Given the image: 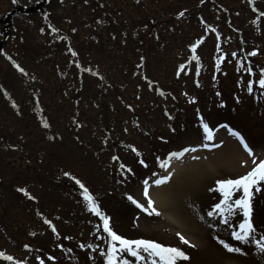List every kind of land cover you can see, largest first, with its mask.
<instances>
[{
  "label": "rangeland",
  "instance_id": "obj_1",
  "mask_svg": "<svg viewBox=\"0 0 264 264\" xmlns=\"http://www.w3.org/2000/svg\"><path fill=\"white\" fill-rule=\"evenodd\" d=\"M18 1L22 8L45 2ZM95 1L50 0V4L41 12L34 15L17 13L7 19L6 15L15 9L14 0H0V253L13 257L12 260H7L0 256V264H16L17 261L21 264H107L110 237L103 230V220L89 209L82 194L83 189L69 176L61 180H58L60 178L57 176L54 181L48 183L44 178L47 174L69 172L77 176L91 188L93 193H90L100 210L110 217V226L115 232L127 239H141L142 235L139 234H142V229L139 222L153 225L152 222H158L159 218H156L158 216L155 214L149 216L137 208L128 196L147 207L149 193L156 186H168L172 176L185 168L188 162L199 160L207 163L209 170L196 191L191 192L192 204L199 219L197 225L201 227L200 238L196 239L195 245H188L180 240L184 246L182 250L189 258L178 260L176 264H264V254L259 252L254 243L245 244L231 236L233 228L239 230V224L244 219L241 210L234 209L231 214L225 213L227 224L223 222L219 212L214 216L207 215L216 203L224 199L223 193L216 186L217 180L238 178L250 171L260 160H264V88L259 85V79L252 75L253 71L255 75L259 74L261 69L264 71V64L257 62L253 68L248 66L238 39L233 42L225 37L229 35L225 25L220 28L223 37L221 40L209 33L208 28L210 22L216 27L215 4L222 2L232 7V17H235L239 27L243 28L247 16L243 9L242 15L241 10L239 11L242 8L241 0H215L213 4L210 0H173L170 6L167 2V10H173L174 7L178 9L174 13L171 10L173 19L177 13L184 12L186 15L179 23H166L160 27L161 41L157 44V50L164 51L165 59H171L166 64L169 74H160L159 66L148 62L147 66L155 72L152 73V80L159 82L158 86L152 88L153 91L142 81L135 82V77L128 85L119 82L117 89L121 86L129 88L130 92H136L140 85L144 91L141 92L144 100H134V104L130 101L132 108L129 113L124 110L123 104L117 102L116 107L120 108L123 117L113 120L116 123V131L111 130V135L102 136L100 141L96 136L92 138L91 132H85L83 128L76 131L70 121L61 124L58 122L65 111L70 114V107L78 105L69 97V92L72 91L70 82H61V75L58 74L61 67L64 71L72 67L68 62V55L64 54L68 49L65 45L52 46V37L46 36L50 33L46 31V21L60 23L70 18L74 25L72 30L76 33L67 31L75 42L80 40L85 28L81 23L82 19H74L71 13L79 10L77 6H93ZM106 1L98 0L103 3ZM148 1L151 4L148 8L152 9L150 11L134 10L135 7L131 9L128 3L121 8L127 15L131 13L132 22H139L140 19L143 23L148 15L156 17L158 8L162 7L152 6L153 1ZM85 12L86 10L83 13ZM6 19L12 21L8 26L3 23ZM62 28V31L68 29ZM184 30L185 34H181L175 42V32ZM248 31L254 35L258 28H248ZM5 32L10 33L6 39L3 35ZM100 36L96 35L91 48L88 47L86 51H92L95 58H100L101 63V59H105L109 52L113 54L115 48L106 51L103 47L100 48L103 42L109 41ZM204 36L207 40L199 47V61L191 64L192 69L189 76L187 75L189 79L183 75V83H175L174 73L178 59L174 53L171 55V44L175 50L179 47L185 48L188 43ZM99 42L102 44L99 45ZM136 46L132 48L135 50ZM45 54L47 57L43 56ZM261 55L263 56L260 58L263 57L264 60V49ZM134 61L126 56L122 60L124 65L131 63L133 68L137 65ZM51 65H54L53 68ZM97 66V71L101 72L102 63ZM117 66L118 63L112 64L114 69ZM74 74V77L80 76L78 73ZM250 82L253 89L251 93L248 91ZM99 85L100 82L83 77L80 89L83 90L85 98L90 95L86 92L85 96L86 89H92L95 95L99 96L100 89H104ZM94 89L98 91L95 92ZM66 97L69 100H66ZM63 100L69 103H64ZM38 102L43 105L35 106ZM80 103L84 104V99ZM43 114L47 115V124L51 126L49 130H42L40 139L53 144L51 148L45 149L50 159L54 154L55 160L51 162L47 156L43 157L44 169L40 168L30 174L20 164L23 157L19 154L20 151L11 153L14 148L9 144L18 142L29 147L38 142L33 139L29 125L35 122V118L37 122H41ZM203 123L213 129V140H205ZM229 129L238 130L243 135L252 149V155H249L240 141H236L237 137L231 135ZM105 137L108 141L105 146L107 149L104 147L98 154L88 152L90 148H86L84 143L88 142L85 138L99 146ZM205 143L219 146H200ZM88 146L90 147L89 144ZM184 148H194L195 151L189 150L182 157L169 159L170 153L179 152ZM228 154L233 155L234 160L229 158ZM141 160L144 161L143 164L140 163ZM162 164L166 166H161ZM224 165L230 167V171L226 170ZM169 174L171 177L165 183H154L156 179ZM145 180L148 181V197L143 194ZM25 185L28 194L17 193L16 187L18 189ZM172 187L173 184L168 191H172ZM252 192L251 218L257 229L253 238L260 239L264 236V182L260 183L259 191L253 186ZM242 196V189L233 192L229 202L232 203ZM49 221L51 223H48ZM158 238L161 239L157 232H145L143 237L165 246H172L166 239L160 241ZM220 240L242 248V252H229L219 243ZM141 254L146 257L143 261H138L129 253L122 255L131 264H153L152 258H147V253ZM155 259L156 264H159V258Z\"/></svg>",
  "mask_w": 264,
  "mask_h": 264
},
{
  "label": "trees",
  "instance_id": "obj_2",
  "mask_svg": "<svg viewBox=\"0 0 264 264\" xmlns=\"http://www.w3.org/2000/svg\"><path fill=\"white\" fill-rule=\"evenodd\" d=\"M106 2H108L109 4ZM106 2L103 3V2H98V0H96L94 5L92 6L93 8L88 6V8H86L87 10L85 13H83L82 10L79 9L78 12H76L75 14L78 17H80L82 20H84V23L91 24L89 27H86L87 37L90 35V33L94 32V28L96 30V28L99 29V27H101L102 30H100V33L97 34L103 36V39L106 38L105 40H109V41H107L106 43L103 42V44L101 43L102 41L99 42V45L102 44L100 48L103 47L105 51L106 49L111 50L115 48L113 54L109 52L107 53L105 59L103 58L101 59V63L103 66L102 68L105 70H102L101 68L100 69L101 72H99L98 74L88 73L86 75V78L89 77L91 80L97 83L100 82L99 87L102 85L104 88L103 90L102 88L100 89L101 94L98 96L95 95L92 89L89 90L86 89V91L84 92L85 96L87 93L88 95L90 93V95L88 97L86 96L85 98L83 96L84 95L83 90L80 89V83L82 82V77L81 76H79L78 78L77 76L74 77L75 75L74 73L77 74V72L70 70L71 67H69L67 71H61V69H59V71L61 72L58 73L61 75L59 77L61 78V82L64 81H67L68 83L70 82L72 86V91L69 92V97L72 101L75 102L76 105H78L76 107L73 106L74 108H72V106L70 107L71 110L70 114L67 111H65L64 115H62L61 120H59L58 122L61 124V122L70 120L71 124L72 125L74 124V128L76 129V131H80L83 128L85 132H91L90 136L92 138H94V136H96V138L98 137L99 141L102 136H105L106 134H108V136L111 135L109 134L111 130L116 131L115 130L116 123L113 120L116 119L117 117L120 118L122 114L120 108L116 107L117 102L123 104L125 108L124 110L127 113H129L131 112L130 110L132 108L131 104H129L130 101H132V103L134 104L136 100L137 101L141 99L144 100V96L142 95L144 91L141 90L142 88L139 87L140 85H138L139 90L138 89L135 90L137 92L136 93V92H130L128 91L129 88L126 89L121 86L119 87L120 89H117L118 83L123 82L124 84L128 85V83L133 77H135L134 80L137 81L138 80L141 81L140 79H142L143 81L150 80L151 82H153L152 73L155 72L154 70H152L150 67L147 66L148 62L152 63L153 65H158L161 70L159 71L160 74L167 76V74L169 73L166 69V64L171 61L169 57H166V59L164 58V54H163L164 51L157 50V44H159V42L161 41L159 35L161 31L160 30L161 26L156 24V22H151L150 19L144 20L143 23L132 22V20L130 19L131 16L130 12L129 15H127L126 12H124L123 14L122 11H119V13H121V16L115 12L113 14L110 13L114 8L122 9L121 6L124 7L125 3L131 5L130 6L131 9L135 7L134 10L141 8V5L136 6L134 4L135 0H119V2H116L115 0L113 2L107 0ZM240 2L242 3L241 9H243L244 12H246V16H247V22H246L247 24L243 28L240 27L241 30L237 29L236 27L238 23L235 20V17H232L231 6L223 5L218 7V11L216 10V14L219 17V21L223 17H225L226 21L228 22L229 29L231 30L235 29V31L237 32L240 31L243 33V39H242L243 46L249 45L247 40H252V43L257 46L255 47L257 48L256 50L260 51L259 55H255L254 58L259 59L260 64H262L264 60L262 59L263 57L260 58V56H263L261 55V51L262 49H264L263 48L264 47V30H263L264 0H241ZM158 4L159 2L153 1L152 6H158ZM148 6L150 5L147 6L142 5V11L148 10ZM109 14L112 17H109L108 16ZM242 14L243 13H241V15ZM106 20L108 21L110 20L112 26L110 25L104 26L103 24H105ZM252 22H256L254 26L256 28H259L257 35L250 34V32L248 31V27H249L248 25L251 24ZM138 25H140L139 31L137 30L136 33H133L132 29H134L135 26ZM111 33H114V35L111 36ZM87 37L83 38L81 41V44H84L82 49H77L80 55L84 51V49L86 50L88 47L91 48L92 46L89 41L90 37L89 38ZM156 37L157 39L154 41ZM111 38H115V40L116 39L117 40L114 41ZM133 46H136L135 50L132 48ZM170 52L171 55L173 56L174 51L173 52L170 51ZM88 54L89 56L87 59L86 58L84 60L80 58L78 59L79 66L78 67L75 66L76 68H79L81 71H84L87 70L91 65L94 67V69H96L97 65L101 64L100 58L98 56L97 58H95V55L92 54V51H88ZM245 54L248 60L250 59V62L253 63L251 61V59H253V55H251L247 50ZM77 55L76 56L72 55L73 61L75 60V57H77ZM125 56L128 58L129 57L132 58V61L135 60L134 63H137V65L134 68L129 62H127V64L124 65L122 60L124 59ZM136 56L137 59H135ZM82 62H84V64H87V66L82 64ZM114 62L118 63V66L115 69L112 68V64ZM159 63H161L162 65H159ZM151 82H148V84L150 85ZM94 90L95 92L98 91V89H94ZM65 99L69 100L68 97H66ZM82 99H84V104L80 103ZM66 100L65 101L63 100L64 103L65 102L69 103ZM36 122L37 121L35 119V122L34 123L31 122L29 127L32 131L33 139L38 142L34 144L32 143L31 146L29 147H25L16 142L10 144V146L14 148L13 150L11 149L12 151L11 153L17 150L20 151L19 154H22L23 156L20 161V164L21 166L25 167L30 174H34L33 172L40 168L44 169L45 161L42 158L43 157L45 158V156H47L46 153L48 152L47 149H45V147L51 148V146L53 145L51 144V142L43 141V139L42 140L40 139L41 138L40 134L42 130L45 131L48 130V128L51 125L47 124V122L44 121L37 123ZM84 140L88 142V143H84L86 144V148H90V151L88 152H93V153L94 152L99 153L100 151H102V149L105 146H107L106 142H108L107 137H105V139L101 141L102 144L96 146L95 142L93 143L88 138H85ZM79 142H80V138H79ZM87 144H89L90 147L89 146L87 147ZM104 149L107 148L105 147ZM100 156L102 157V155ZM50 157L51 159L49 158V156H47V158L51 162H53L55 160L53 158L54 154H52ZM59 175L60 174H47L46 176L44 175L43 176L45 180L49 183L51 180H53Z\"/></svg>",
  "mask_w": 264,
  "mask_h": 264
},
{
  "label": "snow or ice",
  "instance_id": "obj_3",
  "mask_svg": "<svg viewBox=\"0 0 264 264\" xmlns=\"http://www.w3.org/2000/svg\"><path fill=\"white\" fill-rule=\"evenodd\" d=\"M183 15V13H181ZM193 50H195V46H193ZM255 55V53H252ZM181 68H183V65H181ZM23 71V69H21ZM259 85L264 88V76H262L259 81ZM252 86L251 82L249 83L248 91L252 92ZM203 118H201L202 120ZM226 127V126H225ZM203 129L206 133L205 140H213V129L209 127L207 123H203ZM229 132L231 135L237 137L243 146V148L249 153V155H252V149L249 147L247 142L245 141L244 137L235 130L229 129ZM223 141H221V144ZM201 147H218L219 145L213 144L209 145L207 143L200 145ZM189 150L195 151V149H189L184 148L179 152H172L169 154V159L171 157H182L185 152H188ZM113 159H118L117 157H113ZM141 164L144 163L143 160L140 161ZM255 163V162H254ZM161 166H166L162 164ZM123 167V166H122ZM128 171H131V169H128ZM65 175H69L68 173H65ZM171 177V174L168 176H163L154 181L156 185H161L168 181ZM75 179V177H73ZM264 182V160H260L259 163L255 164V166L248 171L246 174L239 176L235 179H220L217 180L216 186L219 189L221 193H223L224 199L220 201L219 203H216L213 206V210L209 211L207 213L208 216H214L219 212L221 217L223 218V222L225 224L228 223L227 216L225 213L231 214L234 209H239L243 212L244 219L239 224V230H236L233 228L231 231V236L242 243H254L255 246L258 248L259 252L264 254V236H262L260 239H254V233L257 231L256 227L254 226L252 222V205H251V197L253 195L252 188L253 186H256V190L259 191L260 183ZM76 183L80 186L81 189H83V196L84 199L88 202L89 209L94 212L97 216H99L103 220V230L109 234L110 237V248L107 252L106 259L107 264H131V262L128 259L123 258V253H129L132 257H135L138 261H143L146 259L144 255L141 254V252L147 253V258H152L153 264H156V259L159 258V264H176L178 260H187L189 257L187 254L179 247H172V246H165L162 243H158L155 240L150 239H127L124 236L118 234L113 230V228L110 226V217L105 215L99 208L98 203L95 201L92 194L88 191V189L84 186L83 183H81L79 180H76ZM243 190V196L236 199L234 202L230 203L232 193ZM213 189H210L212 191ZM20 191H25L24 189H20ZM144 196L148 197V181H144ZM128 199L132 201L133 204L136 205L137 208L141 209L143 212L147 213L149 216L155 214L159 215L160 213L156 210L155 207H153L154 201L150 197H148L146 207L144 204L138 202L135 200L132 196H128ZM203 219V217H201ZM48 223H51L50 221ZM55 231V229H53ZM179 235V233L177 234ZM181 241L184 243H188L187 240L183 236H180ZM118 242V246H117ZM219 243H221L225 249H227L229 252H236L241 253L242 248L232 246L228 243H226L223 240H220ZM83 246V245H82ZM27 247V246H26ZM0 256H3L7 260H12V256H5L4 253H0ZM16 264H21L20 261H17ZM43 264V262H41Z\"/></svg>",
  "mask_w": 264,
  "mask_h": 264
},
{
  "label": "bare ground",
  "instance_id": "obj_4",
  "mask_svg": "<svg viewBox=\"0 0 264 264\" xmlns=\"http://www.w3.org/2000/svg\"><path fill=\"white\" fill-rule=\"evenodd\" d=\"M231 144L233 145V142ZM228 157H232L231 159L234 160L233 155L228 154ZM243 157L248 159L246 156ZM184 167L180 172L172 176V181L168 186L165 184L156 186L149 193V197L152 201L154 200L153 207L160 214L156 217L159 218L158 222H152L153 225L139 222V227L142 229V234L140 233L139 235H142V238L145 232H157L161 237V239L158 238L160 241L166 239L172 247L181 249H184V246L180 243V236H183L188 241V243H185L188 245H195L196 239L200 238L201 227L197 225L199 219L195 214L196 208L192 204L191 192L196 191L199 187L198 185L205 179L203 177L209 173L208 165L204 161L199 160L197 162H188ZM224 167L230 171V167L226 165ZM172 184V191H168ZM178 233L179 235H177Z\"/></svg>",
  "mask_w": 264,
  "mask_h": 264
}]
</instances>
